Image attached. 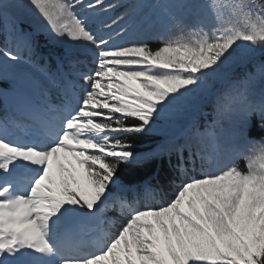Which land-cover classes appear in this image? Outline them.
<instances>
[{
    "label": "rangeland",
    "instance_id": "obj_1",
    "mask_svg": "<svg viewBox=\"0 0 264 264\" xmlns=\"http://www.w3.org/2000/svg\"><path fill=\"white\" fill-rule=\"evenodd\" d=\"M0 13L7 27L14 25V51L0 43V81L19 98L15 108L29 102L17 86L32 88L41 100L73 88L86 98L67 145L59 146L57 173L47 169L41 188L28 194L51 243L75 235L74 195L87 201L100 194L91 163L119 155L106 148L110 130L96 120L106 117L97 109L151 114L216 97L213 117L199 133L206 145L201 178L190 174L160 209H133L123 230L107 237L101 212L85 214L84 231L102 236L105 246L91 264H264V136H246L252 126L264 132V60L238 82L211 78L264 53V0H0ZM39 38L58 49L51 58L65 71L61 77L41 62ZM1 150L0 176L24 163L18 151ZM6 206L0 264L32 262L35 246L15 230L18 221L7 226Z\"/></svg>",
    "mask_w": 264,
    "mask_h": 264
},
{
    "label": "trees",
    "instance_id": "obj_2",
    "mask_svg": "<svg viewBox=\"0 0 264 264\" xmlns=\"http://www.w3.org/2000/svg\"><path fill=\"white\" fill-rule=\"evenodd\" d=\"M154 1L141 0L143 4ZM2 16L0 13V38L6 37L8 32ZM153 44L148 42L150 47ZM38 45L45 53L58 52L57 48L43 38L38 39ZM258 60H264V53L242 66L232 68L228 74L214 75L211 78L224 79L225 84L238 82L247 77L248 72L253 69V63ZM0 84L8 86L7 81ZM215 107L216 97H210L192 106H163L151 114L117 115L110 110H100L106 115V120L100 121L113 129L106 139V148L117 151L119 155L106 156L103 163H91L90 168L97 178L100 194L92 192L93 196L91 194L87 201L80 195H74L72 206L80 204L81 209L89 212L97 209V202L101 197L114 195L113 199L105 202L104 208H100L107 226L114 229L117 225L120 228L125 226L123 216L117 213L116 200L134 199L140 205L159 201L169 204L174 198L173 190L186 179L185 173L190 172L186 166H195L204 158L202 154L206 145L200 140L199 133L208 126ZM189 108L191 109L187 110ZM250 116L255 123L256 112H252ZM248 131V138L261 139L264 136V132L256 131L253 126ZM238 164L244 170V160L241 159ZM119 187L134 188L136 194L119 192ZM119 212L126 214L125 210Z\"/></svg>",
    "mask_w": 264,
    "mask_h": 264
},
{
    "label": "bare ground",
    "instance_id": "obj_3",
    "mask_svg": "<svg viewBox=\"0 0 264 264\" xmlns=\"http://www.w3.org/2000/svg\"><path fill=\"white\" fill-rule=\"evenodd\" d=\"M17 87V92L21 90L24 91L20 86ZM29 95L33 97L32 93ZM0 96L10 101L13 105H15L19 99L15 92H6L2 89H0ZM50 114L55 116L57 111L52 109ZM67 116L68 115L64 116L65 119L54 126L56 130L60 131L59 133H62L66 128L70 127L67 121L69 117ZM37 120L39 124H45L40 119ZM35 128L29 126L27 130H29L28 133L33 143L38 141L40 145L36 143L32 145L28 143V141L21 142L13 137L16 142H20L23 145L20 148H22L21 155L25 167L9 173L8 175L0 176V189L2 187V191L0 192V201H2V203H0V210L2 211L4 205H7L6 207L10 209V211L7 209L9 211L7 216L10 223L7 226L11 227L12 220L18 221V225H16V227L14 226L15 230L17 229L21 232L22 236L25 237L28 242L32 243L37 251V255L32 257V262L22 257V264H91L94 255H87L88 252L86 251L77 253L72 251V254L59 252L58 248L49 241L48 234L39 222L37 211L32 205V199L28 194L41 188L44 179L48 175L47 169L57 173V158L61 150L59 146L56 145L62 143L64 134L63 138L61 137L59 141L53 142L50 141V136H52L53 133L52 127H49L47 124L41 127L43 129L42 132H44L43 134L39 133V127L35 126ZM59 135L60 134H58L57 137H59ZM52 144H56V147ZM0 149L8 150L10 148L9 145H5L0 141ZM3 182L6 183V186ZM83 235L78 236L76 239L69 240V243L65 246L66 249H72L74 243H76L75 245H82V243L87 242L92 237ZM74 253L77 255H73Z\"/></svg>",
    "mask_w": 264,
    "mask_h": 264
}]
</instances>
